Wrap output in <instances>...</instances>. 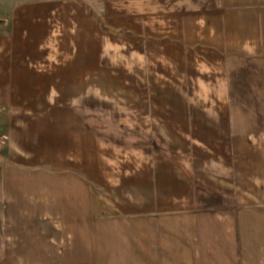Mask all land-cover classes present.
<instances>
[{
    "label": "crops",
    "instance_id": "crops-1",
    "mask_svg": "<svg viewBox=\"0 0 264 264\" xmlns=\"http://www.w3.org/2000/svg\"><path fill=\"white\" fill-rule=\"evenodd\" d=\"M0 264H264V0L0 18Z\"/></svg>",
    "mask_w": 264,
    "mask_h": 264
},
{
    "label": "rangeland",
    "instance_id": "rangeland-1",
    "mask_svg": "<svg viewBox=\"0 0 264 264\" xmlns=\"http://www.w3.org/2000/svg\"><path fill=\"white\" fill-rule=\"evenodd\" d=\"M26 0H0V18L8 19L9 13L13 10V7L18 3H23ZM96 4H99L96 2Z\"/></svg>",
    "mask_w": 264,
    "mask_h": 264
}]
</instances>
